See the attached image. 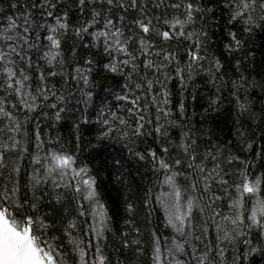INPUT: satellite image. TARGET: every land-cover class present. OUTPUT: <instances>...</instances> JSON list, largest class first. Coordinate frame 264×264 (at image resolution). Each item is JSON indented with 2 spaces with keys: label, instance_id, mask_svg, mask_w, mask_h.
I'll return each mask as SVG.
<instances>
[{
  "label": "snow or ice",
  "instance_id": "6c2138e0",
  "mask_svg": "<svg viewBox=\"0 0 264 264\" xmlns=\"http://www.w3.org/2000/svg\"><path fill=\"white\" fill-rule=\"evenodd\" d=\"M0 264H264V0H0Z\"/></svg>",
  "mask_w": 264,
  "mask_h": 264
}]
</instances>
